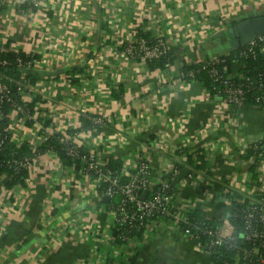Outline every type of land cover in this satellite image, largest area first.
I'll use <instances>...</instances> for the list:
<instances>
[{
	"label": "crops",
	"instance_id": "1",
	"mask_svg": "<svg viewBox=\"0 0 264 264\" xmlns=\"http://www.w3.org/2000/svg\"><path fill=\"white\" fill-rule=\"evenodd\" d=\"M36 1L40 6L33 15L10 8L0 14L5 47L39 52L31 71L36 90L28 97L40 98L35 124H20L19 138L37 151L44 119L53 132L67 133L79 132L84 119L103 117V130H90L85 137L77 133V141L90 142L101 158L120 163L123 175L143 155L155 175L174 186L176 207L222 223L230 214L227 189L240 191L254 164L243 157L245 147L264 137V107H228L202 82L184 85L178 78L169 80L168 71L130 61L120 43L133 36H163L172 44L177 72L184 64L236 52L241 44L229 30L243 20L264 18V0ZM8 11L13 20L3 22ZM49 30L56 48L45 51ZM239 71L235 64L231 74ZM159 142L165 144L161 150ZM191 157L195 164L204 162L203 169L191 165ZM172 158L181 162L175 176L169 170ZM21 193L8 213L10 206L1 205L7 196L0 180V264H101V257L107 264L214 263L198 242L163 219L154 234L140 237L135 255L111 254L103 244L106 236L95 232L109 221L98 215L94 225L102 201L93 182L80 166L67 169L51 154L39 156ZM64 225L76 229L63 233Z\"/></svg>",
	"mask_w": 264,
	"mask_h": 264
},
{
	"label": "built area",
	"instance_id": "2",
	"mask_svg": "<svg viewBox=\"0 0 264 264\" xmlns=\"http://www.w3.org/2000/svg\"><path fill=\"white\" fill-rule=\"evenodd\" d=\"M40 4L36 0H0V14L3 15L4 10H16L23 12L25 10L29 15H33ZM9 12V11H8ZM5 17L3 22L12 21L13 15L4 13ZM2 18V17H1ZM51 40L54 41L52 31L46 34L43 47L45 51L49 48H56L51 44ZM124 47L125 56L133 62L142 65H150L153 61H160L165 59L170 51L172 50V44L164 38L159 37H146V36H133L132 38L126 39V42L120 43ZM249 48L247 51H240V55L244 56L248 53H253L256 48H262L264 51V35L257 37L254 41L248 44ZM6 53H14L18 55L15 59V66L22 68L23 70L34 69L38 63L37 59H34L38 55V51L33 50L29 55L32 60L25 62L20 56L18 51H13L4 46L3 40L0 38V69L8 68L12 66V62L7 60L4 55ZM225 62V56L221 58H213L211 60L202 61L204 69L207 67L219 65ZM199 63V62H198ZM246 66H243L245 69ZM164 71H168L169 80L179 79L182 83L187 84L185 81L186 77L193 80L192 84L196 82L195 72L185 74V72L177 71L173 72V65L167 64ZM211 76L215 81L221 84L220 96L224 98V103L228 107L241 108L246 105V93L249 89H252L254 85L262 92L264 90V83L253 82V80L244 75L238 73L236 75L224 76L216 68L210 71ZM239 79L240 82H236ZM242 81V82H241ZM15 83L18 86V93L21 96L23 105L15 104L12 98L11 84ZM36 86L30 82H23L15 80L14 78L1 73L0 71V151L4 140L2 134L12 136V141L18 146H22L27 143L26 139H20L17 129L20 124L25 123L27 120L35 121V114H31L28 110L26 103L30 102L28 97L30 93H33ZM264 98V92L260 100ZM6 104L15 105V109L11 113H6L4 108ZM23 118L20 119L19 116ZM96 127L104 128L107 126V121L103 117H96L93 119ZM86 131L83 126L79 128V134L81 137H85ZM63 137L61 143L68 146V153L70 156L80 158L81 171L84 177L93 182V187L100 197L102 203L95 209L96 216L92 219L95 225L97 223L98 215H105L108 218V224L98 225L95 227V232L102 237L106 236V241L103 244L109 248V252H123L127 256H133L136 250L139 248L140 238H133L131 235L135 229L140 230L142 238H147L151 234L156 232L157 226L155 225L158 221L149 220L147 217H156L161 215L160 219L165 220L168 223L174 225L180 233L184 236L193 238L199 243L198 239L194 236L192 229L187 227L190 225L191 215L193 210L183 212L173 204V197L175 195V188L169 180L157 177L153 172L149 162L143 155H138L135 159V165L128 168L129 171L125 170V175L117 172L107 170L109 161L100 157L98 150L94 147H89V144H84L82 141H77L76 138L67 135L66 132H62ZM53 131L49 127L46 130H41L40 134V146L46 143L52 136ZM156 146L161 150L164 143H156ZM264 137L252 140L247 143V149L262 150V155L257 158L256 162L259 163L256 178L250 173L246 176V182L240 189H233L232 186L227 189L226 193L234 195L238 193L242 202L247 204L248 214L245 218V230L242 234L244 241L238 244L235 236V227L230 221L229 216L222 219L221 225L218 227L215 234V240L211 243L210 249L213 247L221 249L228 246L229 250L235 252V257L232 263L225 262V264H264V195L263 183H264ZM35 150V148H34ZM165 150L167 148L165 147ZM36 151V150H35ZM165 153V152H164ZM46 154L53 155L56 160L61 163V158L54 154L52 151H48ZM166 155H170L165 153ZM38 157L30 158L26 157L20 160H13L10 162V166L13 167L16 173L26 170L30 174H34L37 168ZM255 161V158H253ZM170 164V173L175 176L181 172V162H174L173 158ZM199 165V163H197ZM185 167L190 168L189 164H184ZM126 177V178H124ZM190 179L195 177L193 170L190 168L188 175ZM10 178L8 173H4L0 180L5 186L6 180ZM31 182V178L27 181V184ZM261 185V186H260ZM27 187L16 186L11 190L6 189V201L1 205L6 207L10 206L8 213L15 207L12 201L17 198L18 195H22V191L26 192ZM146 195V196H145ZM145 196V197H144ZM109 199V203L105 201ZM233 199L227 198V203L232 208ZM4 207V208H5ZM92 223V222H91ZM84 226V225H82ZM93 226V224L91 225ZM90 226V227H91ZM76 226L64 225L63 233L74 232ZM89 229V226L87 227ZM201 251L209 254L213 257L218 254L216 251L206 250L199 243ZM103 247V246H102ZM105 248V247H104ZM110 254V255H111ZM101 264H107L108 258L101 257L99 259ZM214 264V263H213Z\"/></svg>",
	"mask_w": 264,
	"mask_h": 264
},
{
	"label": "trees",
	"instance_id": "3",
	"mask_svg": "<svg viewBox=\"0 0 264 264\" xmlns=\"http://www.w3.org/2000/svg\"><path fill=\"white\" fill-rule=\"evenodd\" d=\"M249 48L248 45L246 46H239V49L236 52L230 53L225 56V62L219 65L207 67L204 69L202 66V63H189V64H184L182 67L179 69L182 72H185V74H189L191 72H195V80L204 83L207 88H209L210 93L212 96H217L220 94L219 90H221V84L211 76L210 71L213 68H216L220 71L221 74L224 76H228L232 73V68L235 64L239 66V73H243L244 75L250 77L253 82L259 83L260 81H263L264 83V51L262 48H256L253 53H248L247 55H240V51H247ZM18 55H15L14 53H6L4 57L12 62V66L8 68H1L0 71L1 73H4L5 75H8L15 80H20L23 82H30L31 84H35L36 80L34 79L33 75L31 74L32 69L28 70H23L22 68H19L15 66V59L17 58ZM19 56L25 60V62H28L32 60L31 57H29L28 54H25L23 52H19ZM38 56H35L34 59L38 60ZM175 62V56L173 50L170 51L169 55L160 61H153L151 62L150 66L153 69H158L160 71H163L166 68L167 64H171L174 66ZM243 66H246L245 69H243ZM232 75V74H231ZM185 81L187 84H192L193 80L189 77L185 78ZM236 82H240L239 79H236ZM242 82V81H241ZM254 87L252 89H249L246 93V104L249 105H257L264 107V98H261L258 100L259 97L263 95V92ZM11 90H12V98L14 100L15 104H20L23 105L21 96L18 93V86L13 83L11 84ZM116 96V92H113ZM40 102V98L34 99V101L27 102V108L31 112V114H35L36 112V105L37 103ZM15 109V105L11 104H6L5 105V112L11 113ZM20 119L23 118L22 115L19 116ZM96 118V117H94ZM94 118L90 119H84L83 123V128L86 131H90L93 129H98L99 131L103 130L102 127H96L94 125ZM26 126H33L35 124L34 120H26L24 123ZM51 126V121L48 119H44L42 121V127L43 130L48 129ZM78 133V130H73L67 132V135L73 136L76 138ZM4 143L2 145L1 151H0V177L4 173H8L10 175V178L6 180L5 182V187L8 190L13 189L16 186H21V187H27V181L31 178V174L26 171L22 170L18 173H16L13 169V167L10 166V162L13 160H20L24 159L26 157H38L41 154H46L48 151H52L54 154L58 155L62 162L63 166L67 169H70L74 166H81V159L80 158H75L69 155L68 153V146L65 144L61 143V138L63 137L62 132H53L51 138L37 149V151L34 150V147L30 145L29 143H25L22 146L18 147L13 141H12V136H8L6 134L1 135ZM264 148V146H263ZM263 151L262 150H253V149H247L243 153V157L245 159H251L255 158L254 164L250 168V173L256 178L257 176V171L259 168V163L256 162L257 158H259L262 155ZM203 160V159H202ZM195 162L193 158H190V164L194 165ZM203 164L204 162L201 161V165L195 164L197 169H203ZM120 163H117L116 161H109L107 170H110L112 172H117L120 173ZM225 196L227 198H233L236 200H233L232 203V208H230V214L229 218L233 226L235 227V236H236V241L238 244H241L244 239L242 237V234L244 233L245 230V218L248 214L247 211V204L242 202L240 195L234 194L231 195L230 193H226ZM110 202V201H109ZM107 202V203H109ZM162 216L158 215L156 217H147L149 220H160ZM221 225L220 222H217L213 219L207 218L204 216L201 212L194 211L191 215V220H190V225L187 227H190L192 229V232L194 236L198 239L199 243L201 246L206 249V250H212L218 252L217 255L214 256V264H225V262L232 263L233 258L235 257V252L232 250L228 249L227 247L217 249L213 247L210 249L211 243L213 240H215L214 235L218 227ZM142 233L140 230L135 229L133 233L131 234L133 238H140L142 236ZM109 264H111L109 262Z\"/></svg>",
	"mask_w": 264,
	"mask_h": 264
},
{
	"label": "water",
	"instance_id": "4",
	"mask_svg": "<svg viewBox=\"0 0 264 264\" xmlns=\"http://www.w3.org/2000/svg\"><path fill=\"white\" fill-rule=\"evenodd\" d=\"M229 32L234 38L239 39L242 46H246L257 37L264 35V18L243 20L231 28ZM105 201L109 202V199H105Z\"/></svg>",
	"mask_w": 264,
	"mask_h": 264
}]
</instances>
